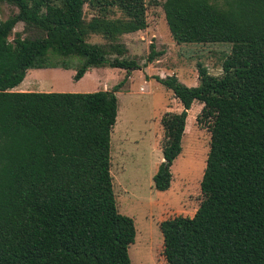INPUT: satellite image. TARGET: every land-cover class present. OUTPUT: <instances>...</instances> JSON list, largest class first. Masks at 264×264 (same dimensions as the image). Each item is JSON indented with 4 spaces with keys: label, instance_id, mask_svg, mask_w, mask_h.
I'll return each mask as SVG.
<instances>
[{
    "label": "trees",
    "instance_id": "trees-1",
    "mask_svg": "<svg viewBox=\"0 0 264 264\" xmlns=\"http://www.w3.org/2000/svg\"><path fill=\"white\" fill-rule=\"evenodd\" d=\"M2 4L16 12L0 20V264H131L135 223L118 210L111 174L123 83L93 93L13 89L30 70H73L79 82L93 69H139L122 39L148 28L146 0ZM162 7L177 44L231 45L221 76L198 65L196 87L156 77L183 110L161 119L155 190L171 188L193 104L212 120L204 199L192 218L160 224L163 255L167 264H264V0ZM161 54L152 44L149 61Z\"/></svg>",
    "mask_w": 264,
    "mask_h": 264
},
{
    "label": "rangeland",
    "instance_id": "rangeland-1",
    "mask_svg": "<svg viewBox=\"0 0 264 264\" xmlns=\"http://www.w3.org/2000/svg\"><path fill=\"white\" fill-rule=\"evenodd\" d=\"M164 2L146 0L148 28L122 39L128 57L139 69H93L78 83L73 81V70H30L25 83L34 91L65 93L110 91L123 83L116 93L119 110L111 135V174L118 210L135 223L136 237L129 248L131 264H167L160 224L178 216L192 218L204 199L201 183L210 151L212 120H201L203 105L199 102L188 111L182 153L170 169L171 188L166 192L154 188L153 177L163 161L161 119L166 113L183 110L172 91L156 77L176 76L186 86L196 87L198 65L213 76H221L222 64L231 50L226 43L177 44L166 22ZM14 12L15 7L0 5V20ZM22 30L21 23L16 31ZM152 44L162 54L150 62Z\"/></svg>",
    "mask_w": 264,
    "mask_h": 264
},
{
    "label": "crops",
    "instance_id": "crops-1",
    "mask_svg": "<svg viewBox=\"0 0 264 264\" xmlns=\"http://www.w3.org/2000/svg\"><path fill=\"white\" fill-rule=\"evenodd\" d=\"M60 72V71H59ZM28 75H29V72L27 74V77L25 78V80L23 81V83L18 86L17 88L13 89V91H17V92H44V91H34L32 89H29L28 86L25 85L26 81L28 80ZM88 74H86L87 76ZM85 76V77H86ZM84 79V78H83ZM81 81V80H80ZM79 81V82H80ZM78 83V82H76ZM39 85V83L36 84V86ZM75 93H80V92H75ZM81 93H85V92H81Z\"/></svg>",
    "mask_w": 264,
    "mask_h": 264
}]
</instances>
